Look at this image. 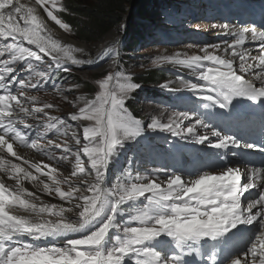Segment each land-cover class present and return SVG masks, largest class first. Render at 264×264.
<instances>
[{
  "label": "snow or ice",
  "instance_id": "1",
  "mask_svg": "<svg viewBox=\"0 0 264 264\" xmlns=\"http://www.w3.org/2000/svg\"><path fill=\"white\" fill-rule=\"evenodd\" d=\"M50 2L55 8L58 0ZM48 3L49 0H35V5L44 8L51 20L68 31L69 25L62 23L45 7ZM220 27L227 29L229 26ZM248 32H251V40L264 42V32H257L255 28L231 32L234 42L228 43L224 52H230L232 59L203 47L200 49L203 55L185 54L181 59V54L176 53L175 56L157 57L152 63L167 62L190 69L191 74L203 83L182 80L181 84L207 102L203 104L204 108L218 106L221 110L228 109L236 98L264 103V43L260 54L252 56L243 47ZM0 39L5 41L0 43V92H3L0 94V153H9L20 160L22 157L13 149L17 145L34 148L49 159H56L46 147L37 143L38 139H47L48 147L65 153L57 163L69 160L70 156L75 158L72 176L83 177L80 185L91 193L74 195L80 192V187H71L67 192L61 190V181L50 174L56 169H50L44 174L55 187L40 181L42 191L48 194L55 191L69 204L73 200H82L83 203L68 208L43 202L37 204L34 201H39L40 197L24 188L22 181H37L38 177L0 155V173L15 181V187L8 192V186L0 179V264H196L195 257L203 260L205 256L207 261L204 264L208 261L211 264H249L247 258H240V252L245 248L246 255H251L252 264H264V191L258 194L252 191L264 188V168L244 166L242 170L227 160L229 152L232 156H242L243 153L233 150L251 149L255 145L241 143L236 136L222 135L214 128L211 136L216 137L217 142L213 143L208 135L197 132L198 126L209 127L203 120L197 118L195 123L184 125L185 120L191 121L187 112L173 113L167 123L152 117L145 126L144 121L136 119L126 107L129 93L141 86L131 82V76L123 71L98 79L95 98L78 97L82 106L74 105L76 111L68 113L66 118L50 116L46 110L54 106L44 103L42 107H32L31 104L39 98L29 95L28 90L42 87L41 81L50 80L56 71H69L65 67L69 62L93 65L97 61L78 59L73 55L83 53L84 49L54 39L37 8L21 0H0ZM25 41L37 50L25 47ZM209 47L219 49L220 46ZM113 51V47L103 49L98 59H105ZM45 56L51 57V63L45 61ZM237 57L238 66L235 64ZM112 59L115 63V57ZM114 80L116 83L110 87ZM161 87L168 88V85ZM65 91L71 92L72 89ZM25 117L36 123H26ZM83 121L90 123L84 125ZM18 125L24 129L34 128L36 139L24 133ZM148 130L168 132L181 140L190 139L201 145L207 142L218 150L216 155L220 162L210 166L218 172L201 170L191 180H185L182 173L173 172L167 176L166 187L156 181L133 182L145 178L127 173L117 176L115 183L106 186V173L113 158L120 155L126 145L129 148L140 145ZM49 133L67 137L73 143L69 144L67 140L63 144L54 143L53 138L48 137ZM82 155L87 158V166ZM30 167L37 173L42 171L36 163ZM161 171L155 169L154 174ZM88 176L93 179L87 180ZM257 178L261 185L256 184ZM257 195L258 198L254 199ZM141 197L144 199L140 200ZM137 203L141 206L136 207ZM258 205L259 210L254 212ZM18 209L30 215L11 214ZM79 209L83 210L78 211L79 219L75 222L65 215ZM126 213L127 220L124 219ZM45 214L56 219H47ZM25 236L36 241L48 237L63 238L64 246L42 247L23 243L21 238ZM241 241L245 248H240Z\"/></svg>",
  "mask_w": 264,
  "mask_h": 264
},
{
  "label": "bare ground",
  "instance_id": "2",
  "mask_svg": "<svg viewBox=\"0 0 264 264\" xmlns=\"http://www.w3.org/2000/svg\"><path fill=\"white\" fill-rule=\"evenodd\" d=\"M160 1L161 3L159 4L160 6H163V7H157V9L159 10V12L157 13H153L152 14V11H149L147 12L148 8H152V3L149 2L147 4H141L139 5L141 8H142V16H143V19L141 21H138V19H131V14L129 13H126L125 14H122L124 15L125 17L127 18H130V23L133 24L134 28H135V31L133 33H129V34H126V33H122L120 32V29L119 28H115L114 30H112L111 32L107 33L106 36H104L101 40H99L97 43H94V42H88L89 44H84V43H74V41L70 38H67L65 37L61 32H59L58 30L56 29H53L51 28L49 25H48V28L51 30L52 34H53V37L54 39H58L62 44H67V45H71L73 47H78V48H82L84 49V52L83 53H73V55H75L76 57L79 56V59H93V60H96L97 62L94 63L93 65H74L72 64L71 62H69L67 64V66L69 68H72L76 71H82V76L84 77H87V73L86 71H89V70H94V71H98L102 68H104L103 66L105 65V68H108V66H112V64L114 63H108V62H111V60H113L112 58L115 57V60H117V63H120L121 60L118 59V51H119V48L121 46V43L123 42V40H128V41H131L133 38H135L137 41V44H145L147 45L149 43L150 40H153L155 42V44L153 45H150V47H155L154 49V52L155 51H159L158 49H161L163 46V41L166 40L168 41L167 44L172 46L173 44V40L174 38H179L178 40H181V39H184L185 41L188 40V38L186 37V35L182 34L181 32L178 34V35H169L167 33H165V30L166 32L169 30L166 28H161L159 29V31H155V29H153V27L151 26H148L144 23V20H150V19H154L151 21V24L152 25H156V26H159V27H162V25H166L165 23H168L169 21L166 20V21H159V18L160 17H163L165 14H167L168 10L170 9H173L174 7V4L173 3H170L169 1L170 0H158ZM21 2L23 3H26V4H29V6H34L29 0H21ZM180 3H182L183 5L185 6H190V5H194L195 2L190 0H179ZM178 0H177V3H179ZM179 3V4H180ZM170 7L169 9L167 7ZM138 13V12H137ZM136 13V16H139V18L141 17L139 14ZM196 12H190V14L192 15L191 17V20H194L195 23L194 24H197L198 21H196V18L197 17H202V18H208L209 17V14L207 11H204V12H199V13H196ZM250 14H251V22L253 24H243V25H238L236 28L237 30H240V29H250V27L252 28H255L256 30H258V27L259 25L261 24L262 20L260 19V17H263L264 19V10H260V9H257L256 11L254 10H250ZM156 20V21H155ZM164 20V18L162 19ZM171 20H175V21H178V22H182L184 20L183 16L180 15V17H175V16H171ZM129 23V22H128ZM170 23V22H169ZM208 24H205V26H207ZM137 26H141L143 28H145V31H139L137 29ZM197 31V30H196ZM147 32H148V35H147ZM230 32H234L233 29L230 28ZM174 33H178L177 30L174 32ZM134 34V35H133ZM145 35V37H144ZM246 42H250V32L246 33ZM105 39V42L102 43L101 41ZM197 40V39H195ZM134 42V39L132 40ZM157 42V43H156ZM92 44V45H91ZM109 45H111V47H113L115 49V51H113L111 53L110 56L106 57L105 59L103 60H99L98 59V54L105 48H108ZM35 47V46H34ZM147 49H148V46H146ZM127 50L131 51L132 50V46L128 45L125 47ZM159 53V52H158ZM159 55V54H158ZM156 55V56H158ZM97 57V58H96ZM193 78V83H196V82H200L194 75H192ZM82 77H80L78 80H81ZM57 80V79H56ZM143 80V79H142ZM152 84H158L156 82H150ZM48 84V82L46 83V85ZM94 84H96V81L93 80L91 82V88H93ZM145 85V84H144ZM86 87V85H84ZM110 86H111V83H110ZM87 88H84L82 86V84L78 81L76 82H72L68 87L67 89H72V94L73 95H76L78 92H80L81 90L83 91V93L87 94V96L89 97L88 99H93L92 97V93H91V88L89 86V84H87ZM83 88V89H82ZM50 92H53L55 93L56 91H50ZM63 92L65 93V91L63 90ZM61 94H64L62 93V91H60ZM186 102L188 101H185L183 104H187ZM235 102V100L233 101ZM239 104V103H238ZM189 124V123H188ZM187 124V125H188ZM186 125V126H187ZM231 125V124H230ZM260 128H257L255 130V132L263 129L264 127V124H260ZM197 132L198 134L199 131H198V127H197ZM254 132V133H255ZM201 135V134H200ZM233 135V134H231ZM249 142V140H248ZM13 149H14V146H13ZM14 151H17L16 149H14ZM22 151V154L26 155L27 151L26 149H21ZM18 152V151H17ZM237 152L239 153H243L242 156H244V154H247L245 152L247 151H241V150H238ZM18 154L22 157L23 155L21 153L18 152ZM0 155H3L0 153ZM5 159H11L13 162L15 163H18L20 164L21 163V160H17L15 157H12L11 154L7 153V155H3ZM27 162L32 164V163H37V162H40L41 159L36 156V155H32L31 157H28L26 158ZM244 159H241V160H238V161H243ZM236 161V162H238ZM35 171V169H34ZM44 173H49L48 171H46L45 169L40 172V174H37V176L39 177V182L40 181H43L44 183H48L50 186H52V180L49 178L48 175H45ZM32 174L35 176V174L32 172ZM51 174V173H50ZM45 178H47L45 180ZM0 179H3V181L5 182V184L8 186L10 192L13 190V188L15 187V181L14 180H11L8 178L7 175L3 174V173H0ZM28 180H23V182H27ZM34 185H38V186H34ZM24 188H26L28 191L30 192H33L35 193L36 195H38L40 197V200L39 201H34L35 203L37 204H40L41 202L43 203H47V204H56L58 205L59 201H57L56 198L48 195L47 193L43 192L42 189H43V183L41 184H34L33 182L29 183V184H26V185H23ZM28 199L30 197H27ZM68 207H71L72 205L71 204H68L67 205ZM83 209H80V210H74L73 213H70L69 217H70V220L75 222L79 219L78 217V214H75V212H78V211H82ZM14 213L18 214V215H22V216H27V212L25 210H20L18 209L17 211H13ZM33 219H39V218H36V217H31Z\"/></svg>",
  "mask_w": 264,
  "mask_h": 264
},
{
  "label": "trees",
  "instance_id": "3",
  "mask_svg": "<svg viewBox=\"0 0 264 264\" xmlns=\"http://www.w3.org/2000/svg\"><path fill=\"white\" fill-rule=\"evenodd\" d=\"M132 0H63L62 20L75 39L95 42L121 21ZM150 77V76H149ZM160 77H155L159 82Z\"/></svg>",
  "mask_w": 264,
  "mask_h": 264
},
{
  "label": "rangeland",
  "instance_id": "4",
  "mask_svg": "<svg viewBox=\"0 0 264 264\" xmlns=\"http://www.w3.org/2000/svg\"><path fill=\"white\" fill-rule=\"evenodd\" d=\"M30 1V0H29ZM168 9L170 8L169 6L167 7ZM201 21L203 20V18H201L200 19ZM205 24H208V23H203V22H198L197 24H194V25H191L192 27H191V30H192V32H193V34H192V37H191V39H190V41H189V43L188 44H181V45H179V47H170V48H165V47H162L161 49H158L159 51H161L162 53H171L172 54V56H175L176 55V53H180L181 54V56H180V58L182 59V58H184V55L185 54H189L190 56H191V54L193 55V54H196V55H198L199 54V51H198V49L200 50L202 47H200V46H197L196 45V43H195V41H194V36H195V33L197 34V35H202V36H207V34H209V33H211V32H213L214 30H212V25H214L215 26V32H214V34H215V37H214V39H213V41H212V44H210V45H219L220 47H219V49H221V48H225V43H224V41L222 40V39H220V37H218V33L220 32V31H223L224 30V28H222V27H220L221 25H224V24H217V23H210V24H208L207 26H205ZM197 30V31H196ZM144 37H145V35H144ZM221 37H223V36H221ZM206 38V37H205ZM179 41V42H178ZM178 41H176V43H184V42H187V41H183V40H178ZM102 43H104L105 42V39H103L102 41H101ZM157 43V42H156ZM155 44V43H154ZM92 45V44H91ZM155 47H151V48H149V49H145L143 52H141V53H135L134 55H135V59L136 58H138V57H143L144 56V54H145V56H146V59H144V60H142V62H150V61H153L152 60V58H153V55H158V52L159 51H155L154 52V49ZM219 49H214L215 50V53L217 54L218 53V51H219ZM152 54V55H151ZM135 59H133V60H135ZM142 62H139L138 64H136V63H134L133 61H130L129 62V66H128V68L130 69V71H133L135 68H136V66H140L141 64H142ZM171 65H175V64H171ZM178 66H181V65H178ZM178 68V67H177ZM177 68H175V67H172L171 69H170V72H171V74H176L178 77H182V76H185V75H190L191 74V70H179V69H177ZM57 75V74H56ZM89 75H91V74H89ZM95 76V75H94ZM189 78H191L190 76H189ZM42 83H43V80L41 81ZM51 83H52V81H51V79H50V81L48 82V84H47V87L48 88H50V89H53V87H52V85H51ZM176 83V81L175 80H173L172 79V81L171 82H169L167 85H168V88L169 89H173V85ZM196 83H198V82H196ZM201 83H203V82H201ZM56 85H58L59 86V89L62 91V93H64L63 92V89L67 86V85H65V83L64 82H62V81H59V82H57V83H55ZM178 86H180V87H183V85H181V84H178ZM97 88H98V86H97ZM91 90H94V88H91ZM171 91V90H170ZM169 91V92H170ZM55 100H57L56 98L55 99H53L52 100V102H55ZM57 103H58V105H59V101H56ZM71 105V103H69V106ZM31 106H32V104H31ZM150 107H152V106H150ZM193 109H195V110H197L195 107H192ZM69 110H67V111H62L61 112V116L62 117H64L66 114H67V112H68ZM185 122H187V120H185ZM191 123H195L194 121H191ZM49 136V138H53V140H54V143H60V144H63L65 141H62L58 136H52V135H48ZM68 141V143L69 144H71V143H73V141L71 140V139H67ZM44 141H45V144H46V147H47V150H48V152H50L54 157H56V159H49L48 158V156L46 155V156H43V154H42V156L47 160V162H48V164H50L51 166V169H56V173L59 175V179L61 180V181H63V175L61 174V173H59L58 171L59 170H61L62 168H64V167H71V162H72V160H69V161H61L60 163H57V159L60 157L59 155H54V153H55V151H56V148H53V147H48L47 146V139H44ZM82 143H83V141H82ZM42 147H43V145H42ZM75 150V149H74ZM67 171H71V170H69V169H67ZM71 175V174H70ZM55 187V185L53 186V188Z\"/></svg>",
  "mask_w": 264,
  "mask_h": 264
}]
</instances>
